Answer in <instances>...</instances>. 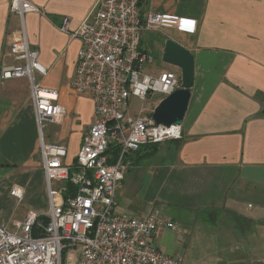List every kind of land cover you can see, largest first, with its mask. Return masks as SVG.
Listing matches in <instances>:
<instances>
[{
    "label": "crops",
    "instance_id": "1",
    "mask_svg": "<svg viewBox=\"0 0 264 264\" xmlns=\"http://www.w3.org/2000/svg\"><path fill=\"white\" fill-rule=\"evenodd\" d=\"M30 1L41 9L23 17L29 45L47 71L40 77L48 87L41 86L65 109L58 122L45 123L42 137L66 145L70 164L93 121V100L71 87L81 41L61 25L67 19L68 31L75 30L96 0ZM138 7L141 19L156 12L194 20L193 27L143 30L139 42L148 61L164 68L159 72L179 70L162 60L167 39L188 49L194 81L182 138L127 155L115 211L174 222L176 230L159 229L155 240L183 264H264V0H139ZM20 32L8 0H0V68L18 63L9 46ZM160 100L157 94L147 99L148 114ZM31 183L45 199L29 81L11 78L0 81V190L12 196L18 187L25 195ZM216 215L221 224L214 222ZM198 230L208 233L215 248L200 258L191 252Z\"/></svg>",
    "mask_w": 264,
    "mask_h": 264
},
{
    "label": "built area",
    "instance_id": "2",
    "mask_svg": "<svg viewBox=\"0 0 264 264\" xmlns=\"http://www.w3.org/2000/svg\"><path fill=\"white\" fill-rule=\"evenodd\" d=\"M138 1L96 0L72 32L63 20L61 30L81 41L71 87L93 100V121L69 164L66 145L42 137L45 123L58 122L65 109L34 77L47 71L38 50L29 45L23 17L41 9L30 0H8L21 24L9 46L18 63L1 67L0 81H29L47 207L44 212L27 210L22 220L12 222L13 229L0 222V264H69L70 255L72 264H182L179 255L161 251L155 240L159 229L176 230L174 222L153 213L137 218L115 211L127 155L146 144L182 138L181 124L156 123L143 104L132 112L129 99L145 102L155 94L162 99L181 84L180 69L146 70L150 55L139 49L142 31L193 27L194 20L156 12L141 19ZM23 192L10 190L18 200Z\"/></svg>",
    "mask_w": 264,
    "mask_h": 264
},
{
    "label": "rangeland",
    "instance_id": "3",
    "mask_svg": "<svg viewBox=\"0 0 264 264\" xmlns=\"http://www.w3.org/2000/svg\"><path fill=\"white\" fill-rule=\"evenodd\" d=\"M156 62H157L156 59H152V61L146 62L144 67L147 70L151 72H155V73L163 70L164 68L157 65ZM159 62L160 60L158 61V63ZM34 77H35L36 82H38L40 85L44 87H48V84H47L48 80L41 82V77L37 73L34 74ZM129 102H130V107H131L132 112L135 111L140 106V104H143L146 107V104L148 103L147 100L145 102L144 101L142 102L140 99L136 97H130ZM148 111L147 112L145 111V114L151 116V113L148 114ZM46 129L45 130L43 129V132L44 131L46 132ZM35 186L37 185L34 183H31L30 188L26 190L25 195H23L21 200H18L14 198L13 196H10L8 191H6L3 187H1V190H0V218L4 219V222L7 224V226L10 229L14 228L12 225V222L15 219L22 220L27 210L31 209L37 212H43V210L46 209L47 207L46 198L45 199L43 198V196L41 195V193H39V191H37V188ZM37 208H40V209H37ZM219 211H221L222 213L225 212L221 206H220ZM214 222H216L217 224H221L222 222L221 217L216 215ZM195 239H196L195 240L196 247H193L191 249V252L194 253L197 256V258H200L203 255H207L211 250L214 251L215 248L213 247V245L208 243L207 241V239H209V235L205 231L200 232L198 230V232L195 233ZM202 249L204 253L201 252ZM181 259L183 261L182 257ZM72 263H73V255H70L69 264H72ZM183 263L184 262H182V264Z\"/></svg>",
    "mask_w": 264,
    "mask_h": 264
},
{
    "label": "water",
    "instance_id": "4",
    "mask_svg": "<svg viewBox=\"0 0 264 264\" xmlns=\"http://www.w3.org/2000/svg\"><path fill=\"white\" fill-rule=\"evenodd\" d=\"M162 60L180 69L181 84L179 88L159 101L151 117L158 124H181L194 81V56L182 45L167 39L163 48Z\"/></svg>",
    "mask_w": 264,
    "mask_h": 264
},
{
    "label": "trees",
    "instance_id": "5",
    "mask_svg": "<svg viewBox=\"0 0 264 264\" xmlns=\"http://www.w3.org/2000/svg\"><path fill=\"white\" fill-rule=\"evenodd\" d=\"M263 112H264V110H263Z\"/></svg>",
    "mask_w": 264,
    "mask_h": 264
}]
</instances>
